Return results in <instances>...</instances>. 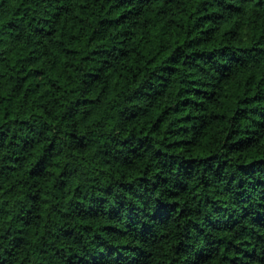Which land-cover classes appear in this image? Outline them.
<instances>
[{"label": "clouds", "instance_id": "obj_1", "mask_svg": "<svg viewBox=\"0 0 264 264\" xmlns=\"http://www.w3.org/2000/svg\"><path fill=\"white\" fill-rule=\"evenodd\" d=\"M0 264H264V0H0Z\"/></svg>", "mask_w": 264, "mask_h": 264}, {"label": "trees", "instance_id": "obj_2", "mask_svg": "<svg viewBox=\"0 0 264 264\" xmlns=\"http://www.w3.org/2000/svg\"><path fill=\"white\" fill-rule=\"evenodd\" d=\"M117 2L122 3L123 0H117ZM100 23L103 24L104 21H100ZM203 38L206 39L207 38V34H205V37H203ZM84 59H87V57H84ZM231 100H232V97L230 96L229 91L226 89L225 90V94L222 96V103L225 105V107H227L229 105V103L231 102Z\"/></svg>", "mask_w": 264, "mask_h": 264}]
</instances>
